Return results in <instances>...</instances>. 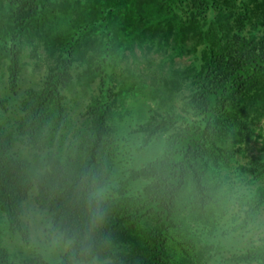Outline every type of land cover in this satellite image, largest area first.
<instances>
[{
  "label": "trees",
  "instance_id": "trees-1",
  "mask_svg": "<svg viewBox=\"0 0 264 264\" xmlns=\"http://www.w3.org/2000/svg\"><path fill=\"white\" fill-rule=\"evenodd\" d=\"M0 69L6 233L70 241L0 264H264V0H0Z\"/></svg>",
  "mask_w": 264,
  "mask_h": 264
},
{
  "label": "rangeland",
  "instance_id": "rangeland-1",
  "mask_svg": "<svg viewBox=\"0 0 264 264\" xmlns=\"http://www.w3.org/2000/svg\"><path fill=\"white\" fill-rule=\"evenodd\" d=\"M43 68L44 67H41L38 70L41 71ZM0 77H3V70L1 69ZM35 191V189L30 190L31 197ZM31 197L24 201L25 209L23 215L24 220L30 227L28 242L25 241L18 232L6 233L7 226L4 222V218L0 217V235L3 237V244L9 249L10 257L16 261L27 256L42 254L48 261L52 263L58 262L70 249V241L67 240L58 229H54L52 214L48 211L36 208ZM220 230H222V228H220ZM250 235L252 234L247 233L244 238ZM239 237L241 236L232 238L228 235H224L222 239L224 243H233L237 242ZM255 237H257L256 232ZM240 244L242 245V243ZM229 250L228 245L226 248L220 249L219 253L216 255L217 259L212 261V264H224L222 262L225 261L224 255H227ZM220 254L223 255V260ZM94 262L95 261H90L85 263L83 261H78L75 264H96Z\"/></svg>",
  "mask_w": 264,
  "mask_h": 264
}]
</instances>
